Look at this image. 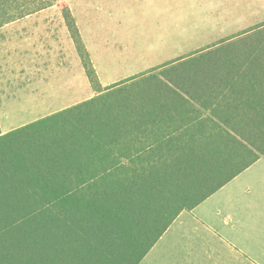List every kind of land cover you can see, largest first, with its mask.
Wrapping results in <instances>:
<instances>
[{
  "label": "trees",
  "instance_id": "16d2710c",
  "mask_svg": "<svg viewBox=\"0 0 264 264\" xmlns=\"http://www.w3.org/2000/svg\"><path fill=\"white\" fill-rule=\"evenodd\" d=\"M58 0H0V26ZM0 132V264H139L264 157V21Z\"/></svg>",
  "mask_w": 264,
  "mask_h": 264
},
{
  "label": "rangeland",
  "instance_id": "374dc122",
  "mask_svg": "<svg viewBox=\"0 0 264 264\" xmlns=\"http://www.w3.org/2000/svg\"><path fill=\"white\" fill-rule=\"evenodd\" d=\"M64 7L70 9L75 19L102 87L264 21V0H58L52 9L18 21L22 25L10 37L7 32H0L1 40L15 36L23 39L28 33L37 36L43 31L59 35L58 40L33 37L38 53L32 57L8 58L10 67L18 68V72L9 73V77L0 76V114H10L18 124L34 121L94 95L65 24ZM4 102L9 104L8 111L1 110ZM216 218H212L211 224L222 229L218 221L215 223ZM188 220L178 241L171 230L173 223L146 255V262L168 263L172 250L178 253L177 264L200 263L199 251L192 248L200 249L201 241H205L206 224L194 228L195 223Z\"/></svg>",
  "mask_w": 264,
  "mask_h": 264
},
{
  "label": "crops",
  "instance_id": "0c3cea01",
  "mask_svg": "<svg viewBox=\"0 0 264 264\" xmlns=\"http://www.w3.org/2000/svg\"><path fill=\"white\" fill-rule=\"evenodd\" d=\"M45 9L50 10L52 8ZM45 9L2 24L0 32H7L10 37L13 35V31L22 25L18 21L32 19ZM63 26L64 23H61L62 28ZM44 33L45 31L37 36L28 33L24 35L23 39L19 36L7 40L0 39V59H5L4 62H0V76L9 77V73L18 72V68L10 67L8 58L11 57V60L22 59L27 55L32 57L38 53V48L34 47V43H36L34 38L59 39L58 33ZM62 37L61 35L60 38L62 39ZM1 110H9L8 102H4V107ZM32 121L18 124V121L13 119L10 114L6 115L4 112L0 114V132L6 133ZM12 124L16 125L11 127ZM259 164H261L260 168H256ZM200 210L201 213H199ZM215 216L217 217L215 223L218 221L222 229L214 228L211 224L212 218ZM187 217L195 223L194 228L196 225L201 226L200 223H205L206 226L204 225V227L207 232L205 241H201L200 249L192 248V251H199L200 263L187 262L188 264H264V157L256 160L194 209L182 212L174 220V224L172 223L171 230L174 232L177 241L181 233L185 232L187 223L190 221ZM219 217L221 218L219 219ZM194 242L192 243L194 244ZM163 252L164 249L162 248L161 253ZM177 255L176 251L173 253L171 250L168 263L164 262V264H177ZM145 257L147 258L144 259ZM145 257L139 264H150L146 262L148 256ZM155 264H162V261L159 260Z\"/></svg>",
  "mask_w": 264,
  "mask_h": 264
}]
</instances>
